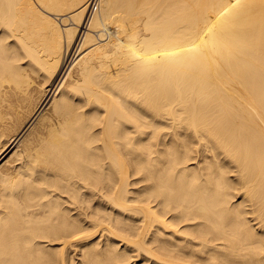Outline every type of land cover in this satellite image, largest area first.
Instances as JSON below:
<instances>
[{"label": "bare ground", "instance_id": "6f19581e", "mask_svg": "<svg viewBox=\"0 0 264 264\" xmlns=\"http://www.w3.org/2000/svg\"><path fill=\"white\" fill-rule=\"evenodd\" d=\"M0 264H264V0H0Z\"/></svg>", "mask_w": 264, "mask_h": 264}]
</instances>
